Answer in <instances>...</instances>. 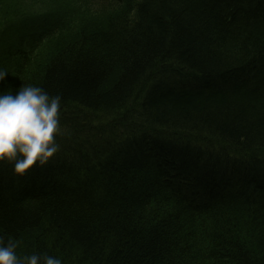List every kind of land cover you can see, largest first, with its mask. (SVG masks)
Here are the masks:
<instances>
[{
  "label": "trees",
  "instance_id": "1",
  "mask_svg": "<svg viewBox=\"0 0 264 264\" xmlns=\"http://www.w3.org/2000/svg\"><path fill=\"white\" fill-rule=\"evenodd\" d=\"M46 15L0 39V93L42 87L93 130H62L70 157L61 143L22 178L0 164L5 243L63 264H264V0H65ZM184 66L198 91L182 90ZM144 117L218 143L191 134L185 169L147 168Z\"/></svg>",
  "mask_w": 264,
  "mask_h": 264
},
{
  "label": "clouds",
  "instance_id": "2",
  "mask_svg": "<svg viewBox=\"0 0 264 264\" xmlns=\"http://www.w3.org/2000/svg\"><path fill=\"white\" fill-rule=\"evenodd\" d=\"M9 72L0 69V82ZM62 97L42 87L25 85L17 95L0 93V164L12 166L16 177L47 166L60 151ZM18 242L0 236V264H63L47 254L19 256Z\"/></svg>",
  "mask_w": 264,
  "mask_h": 264
},
{
  "label": "bare ground",
  "instance_id": "3",
  "mask_svg": "<svg viewBox=\"0 0 264 264\" xmlns=\"http://www.w3.org/2000/svg\"><path fill=\"white\" fill-rule=\"evenodd\" d=\"M31 15L33 16L29 18V20H31V22L38 27L45 21V17H47V15L41 14V12L39 11H35ZM188 68L189 67L184 66V67H181L180 70L184 72L185 76L192 74L190 79L182 80L181 82H179V84H182L184 86L182 90H185L187 92H193V91L196 92L198 90L194 89L196 87V83L194 82V80H192V78L202 79V76L196 70L194 71ZM216 83L217 82L215 81V84ZM217 85H220V83L219 84L217 83ZM211 86H212V82H211ZM227 87H231V86L228 85ZM145 94L142 97H145ZM75 103L77 104H75L73 107H79L82 109V111L84 109L82 108V106H84L90 110L102 112L104 115L105 113H107L106 109L102 106H92V105H87V104L85 105L80 102L79 103L75 102ZM72 105L73 104L69 106L72 107ZM120 110H122V108H116L110 111L111 113L118 112V114H120V120L122 121L121 123H126L129 120H132L131 117L128 116V114H124L125 111L121 113ZM65 112H67L66 114L70 116H64V115L60 116L63 131L69 130L68 132H71L70 134L73 136H83L84 134L89 133L88 132L89 130H93L91 126H83L84 118L81 117V113L74 115V113L71 112V108L66 109ZM86 114H89V113L87 112ZM111 124H112L113 129L123 127L122 125H116V122H111ZM137 124L139 126V130L141 133H138L139 139L134 137V140H136L135 143L137 145L139 144L142 146L143 151H142L141 157L142 159L143 158L145 159V157L147 158V163L145 164V167L147 168H150L152 165L160 163V162H163V163L167 162V163L172 164L173 167L185 169L184 165L181 163L184 161L183 160L181 161L178 158V156H176L175 154L176 150L180 151L181 153L188 152L189 150H196V149L191 148V145H192L191 138L192 137L190 135L191 134H201L202 135L205 133L203 132V130H198L199 127L191 128L189 126L182 125V124L155 122L145 117L141 119L140 121L138 120ZM216 135H217L216 133H210V134L205 133L204 137L211 138L214 141V143H218L216 140V137H217ZM61 143L62 144L64 143V150L68 153V154L66 153L67 154L66 156L70 157L69 154H70V151H72L70 147L71 148H74V147L68 140H64V142L62 141ZM221 146L226 147L227 141L225 140L224 143L221 144ZM84 150H87V148L84 147ZM244 154H247V153H244ZM262 161H263L262 158H255V159H249V160L244 159V162L246 164L260 163ZM142 167L143 165L141 164H135V167L133 166V174L136 175L142 172L143 171ZM216 197L217 196H214V199H216ZM210 201H213V197L210 199ZM202 207H204V205H199V208H202Z\"/></svg>",
  "mask_w": 264,
  "mask_h": 264
},
{
  "label": "rangeland",
  "instance_id": "4",
  "mask_svg": "<svg viewBox=\"0 0 264 264\" xmlns=\"http://www.w3.org/2000/svg\"><path fill=\"white\" fill-rule=\"evenodd\" d=\"M64 1L65 0H0V39L7 33L15 31L18 27L30 29L32 22L29 18L33 16L31 15L33 12L39 11L41 14L46 15L47 12L54 10ZM77 112L78 111L73 112L74 115H76ZM63 113L67 112H61V115Z\"/></svg>",
  "mask_w": 264,
  "mask_h": 264
}]
</instances>
